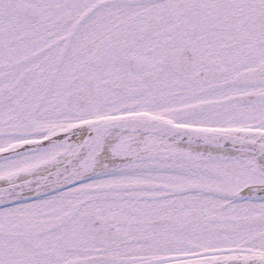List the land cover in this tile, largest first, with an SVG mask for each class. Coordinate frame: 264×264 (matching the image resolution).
Listing matches in <instances>:
<instances>
[{
    "label": "snow or ice",
    "instance_id": "1",
    "mask_svg": "<svg viewBox=\"0 0 264 264\" xmlns=\"http://www.w3.org/2000/svg\"><path fill=\"white\" fill-rule=\"evenodd\" d=\"M0 264H264V0H0Z\"/></svg>",
    "mask_w": 264,
    "mask_h": 264
}]
</instances>
